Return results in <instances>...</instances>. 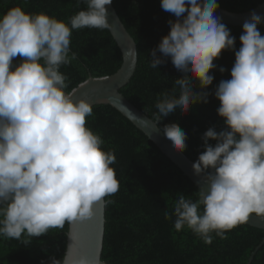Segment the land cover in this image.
Segmentation results:
<instances>
[{
    "label": "clouds",
    "instance_id": "clouds-1",
    "mask_svg": "<svg viewBox=\"0 0 264 264\" xmlns=\"http://www.w3.org/2000/svg\"><path fill=\"white\" fill-rule=\"evenodd\" d=\"M83 3L86 10L67 23L19 6L0 17V237L23 238L25 245L50 229L92 218L94 207L112 203L105 197L120 186L114 150H104L102 135L86 126L93 106L73 100L76 89L66 91L68 77L60 71L77 59L70 48L73 30L110 29L105 6L112 0ZM218 7L216 0H161V8L177 19L168 21L170 32L152 50L150 63L152 68L165 63L159 52L181 73L171 93L157 98L154 125L160 131L163 118L208 102V93L194 91L192 81L207 89L214 60L222 51L235 53L231 79L215 89L226 128L204 133L205 150L192 165L207 189L200 184L195 201L178 194L165 212V219L175 217L176 231L186 228L206 245L214 235L227 239L226 233L253 215L264 219V36L258 30L264 18L251 13L237 51L235 37L214 15ZM16 57L22 58L18 66ZM162 131L175 151L185 150L187 136L178 125ZM51 264H66L65 257ZM73 264L104 262L81 257Z\"/></svg>",
    "mask_w": 264,
    "mask_h": 264
},
{
    "label": "trees",
    "instance_id": "trees-1",
    "mask_svg": "<svg viewBox=\"0 0 264 264\" xmlns=\"http://www.w3.org/2000/svg\"><path fill=\"white\" fill-rule=\"evenodd\" d=\"M228 11H250L264 0H216ZM79 3V7L77 4ZM112 4L127 31L137 44V67L121 93L154 121L155 104L165 91L171 93L176 79L181 78L170 57L157 56L165 63L150 67L151 52L162 38L169 34V20L177 19L161 8V0H112ZM19 6L26 13H46L67 23L68 19L87 5L83 0H0V17L10 8ZM264 18V17H263ZM226 25V24H225ZM235 37V50L241 47L243 27L226 25ZM264 36V22L258 25ZM70 48L77 59L60 71L68 77L72 91L90 77L100 78L114 74L122 65V53L109 30H73ZM22 58L16 57L18 66ZM209 73L212 85L201 89L193 80V90L208 93L207 103H198L187 114L179 112L163 118L159 128L176 124L186 134L183 153L192 161L204 152L203 135L209 128L220 132L226 128L217 114L220 106L215 89L221 80L231 79L235 53L222 51L213 62ZM223 67L225 72L221 73ZM178 98V96H177ZM87 127L102 135L104 150L112 149L116 163L112 165L119 181V190L105 197L113 201L105 205V236L102 252L104 264H247L255 249L264 241V230L240 225L226 233L227 239L215 237L206 245L190 230L176 231L174 220L165 219L171 212L178 194L196 200L199 188L153 143L141 130L109 105H96L93 115L87 117ZM215 141L209 144L215 146ZM69 225L50 229L48 233L31 238L28 245L16 239L0 237V264H51L52 258L61 260L67 249ZM251 264H264V245L257 251Z\"/></svg>",
    "mask_w": 264,
    "mask_h": 264
},
{
    "label": "water",
    "instance_id": "water-1",
    "mask_svg": "<svg viewBox=\"0 0 264 264\" xmlns=\"http://www.w3.org/2000/svg\"><path fill=\"white\" fill-rule=\"evenodd\" d=\"M108 12L109 32L117 43L122 53V65L117 72L112 75L94 78L90 77L80 83L73 96V100L84 99L93 107L96 105H109L117 110L122 116L127 118L133 125L141 130L156 146L199 188L200 184L207 189V183L203 177L196 176L192 165L198 161H192L183 152L173 149L171 143L166 139L163 131L157 130L155 121L149 118L143 111L132 104L122 93L123 89L132 79L137 67V44L134 38L127 31L118 16L113 4L105 6ZM252 12L264 17V2L254 9L243 12H231L218 7L215 16L219 17L223 24L243 27V23L250 19ZM159 127V125H158ZM105 205L101 202L94 207L92 218L75 222L69 225L67 233V249L65 252L66 264L73 262L81 257L94 260L97 256L102 260V252L105 236ZM246 225L264 230V219L250 217ZM264 245V241L255 249L247 264H251L257 251Z\"/></svg>",
    "mask_w": 264,
    "mask_h": 264
}]
</instances>
